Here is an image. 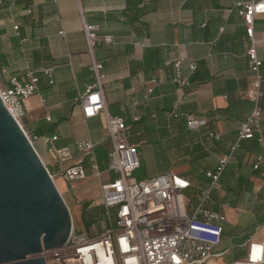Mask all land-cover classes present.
<instances>
[{
	"label": "crops",
	"instance_id": "obj_1",
	"mask_svg": "<svg viewBox=\"0 0 264 264\" xmlns=\"http://www.w3.org/2000/svg\"><path fill=\"white\" fill-rule=\"evenodd\" d=\"M248 1L0 0V72L4 82L30 73L39 77L38 91L25 101L21 125L37 137L34 146L43 161L56 173L49 148L69 147L72 158L66 165L83 161L89 166L92 156L77 152L75 143H95L100 173L89 168L83 179L59 176L73 219L82 220L85 204L95 214L106 211L102 184L116 176L110 169L108 113L128 124L140 159L136 176L180 174L190 180L188 197L197 203L212 181L206 173L230 153L256 105L247 96L254 81L247 56L251 40L238 8ZM85 22L99 26L92 49ZM254 40L264 61V14L256 17ZM178 59L186 86L174 82ZM96 62L106 75L107 111L87 118L82 103ZM47 67L54 69L53 83L43 72ZM262 74L258 104L264 108V66ZM189 114L204 123L190 127ZM262 152L257 138L243 139L212 190L209 208L226 214L218 264L244 259L250 240L264 242V166L253 168Z\"/></svg>",
	"mask_w": 264,
	"mask_h": 264
},
{
	"label": "built area",
	"instance_id": "obj_2",
	"mask_svg": "<svg viewBox=\"0 0 264 264\" xmlns=\"http://www.w3.org/2000/svg\"><path fill=\"white\" fill-rule=\"evenodd\" d=\"M238 8L251 40L247 56L254 81L247 96L256 105L242 122L238 140L231 146L230 153L220 159L215 171L206 173L212 181L200 193L197 203L193 204L188 197L190 180L180 174L166 172L147 179L136 176L140 159L136 145L129 140L128 124L121 115L108 113L110 169L116 176L102 184V193L105 215L113 218V223L97 234L79 233L74 224L71 243L43 248L33 256L43 257L46 264H218L220 254L216 249L222 240L226 214L209 208L212 190L243 139L257 138L263 152L257 155L253 168L258 170L264 166V108L258 104L263 96L261 83L264 61L258 55L254 40L255 20L258 15L264 14V0L238 3ZM98 28L92 23L85 22L83 25L90 49L99 39ZM181 67L182 60H176L174 82L186 86L189 81ZM189 67L195 70L196 63L191 62ZM102 68V63L92 65L94 82L86 87L82 103L87 118L107 111L103 95L106 75L102 73ZM53 71L52 67L43 68L51 83L54 82ZM38 83L39 77L32 73L25 79L12 76L4 82L0 72V96L20 124L25 115V101L38 91ZM145 98L148 99V95ZM174 115L178 116V113ZM139 119V115L134 116V120ZM187 120L190 127L204 123L203 119L193 114H189ZM210 137L220 139L218 133H210ZM29 138L34 144L37 137ZM75 149L85 156H92L91 164L87 166L82 161L66 165L72 158L71 149L50 147L58 165L56 173L49 170L54 178L57 175L67 180L83 179L88 175L89 168L100 173L92 140L77 141ZM246 245V257L236 264H264V242L250 240Z\"/></svg>",
	"mask_w": 264,
	"mask_h": 264
},
{
	"label": "water",
	"instance_id": "obj_3",
	"mask_svg": "<svg viewBox=\"0 0 264 264\" xmlns=\"http://www.w3.org/2000/svg\"><path fill=\"white\" fill-rule=\"evenodd\" d=\"M73 228L54 177L0 96V264H46L33 255L71 243Z\"/></svg>",
	"mask_w": 264,
	"mask_h": 264
},
{
	"label": "rangeland",
	"instance_id": "obj_4",
	"mask_svg": "<svg viewBox=\"0 0 264 264\" xmlns=\"http://www.w3.org/2000/svg\"><path fill=\"white\" fill-rule=\"evenodd\" d=\"M51 172L53 173L54 171L51 170ZM54 179H55L63 197L65 198V200L70 201V199H68L66 194H64V192H63L62 182L59 179V176L56 175ZM92 222H94V223L92 224ZM111 223H113V218L106 216L105 214L101 218H95L94 220H91L90 225H85L84 222L82 220H80L79 217L75 216V219H74L75 227L79 233L88 232L90 234H97V233L102 232L106 228L110 227Z\"/></svg>",
	"mask_w": 264,
	"mask_h": 264
},
{
	"label": "trees",
	"instance_id": "obj_5",
	"mask_svg": "<svg viewBox=\"0 0 264 264\" xmlns=\"http://www.w3.org/2000/svg\"><path fill=\"white\" fill-rule=\"evenodd\" d=\"M87 207H88V204H85L84 207H83V211H82V221L84 222L85 225H90V221L91 220H94L95 218H101L106 212V211H102L99 214H95L93 212V210H89V209H87ZM93 223L94 222H92V224Z\"/></svg>",
	"mask_w": 264,
	"mask_h": 264
}]
</instances>
